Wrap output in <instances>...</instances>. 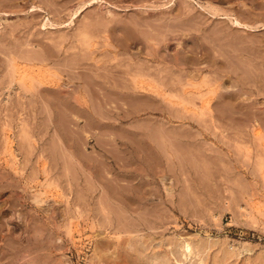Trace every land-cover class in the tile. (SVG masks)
I'll list each match as a JSON object with an SVG mask.
<instances>
[{
    "label": "rangeland",
    "instance_id": "374dc122",
    "mask_svg": "<svg viewBox=\"0 0 264 264\" xmlns=\"http://www.w3.org/2000/svg\"><path fill=\"white\" fill-rule=\"evenodd\" d=\"M93 1L0 0V264H264V0Z\"/></svg>",
    "mask_w": 264,
    "mask_h": 264
},
{
    "label": "bare ground",
    "instance_id": "6f19581e",
    "mask_svg": "<svg viewBox=\"0 0 264 264\" xmlns=\"http://www.w3.org/2000/svg\"><path fill=\"white\" fill-rule=\"evenodd\" d=\"M33 1H34V0H33ZM78 1H79V0H78ZM80 1H81V0H80ZM82 1H83V0H82ZM84 1L86 2L87 0H84ZM91 1H92V0H91ZM119 1H120V0H119ZM122 1H123V0H122ZM140 1H141V0H140ZM167 1H169V0H167ZM191 1H192V0H191ZM193 1H194V0H193ZM204 1H206V0H204ZM207 1H209V0H207ZM207 1H206V2H207ZM216 1H218V0H216ZM93 2H95V0H94ZM123 2H125V1H123ZM33 3H34V2H33ZM81 3H82V5L84 4V2H81ZM89 3H90V2H89ZM133 4H135V3H133ZM164 4H165V3H164ZM32 5H33V4H32ZM32 5H31V6H32ZM35 5H36V4H34V6H35ZM76 5H77V4H76ZM78 5H79V2H78ZM89 5H90V4H89ZM162 5H163V4H162ZM36 6L39 7V5H36ZM83 6H84V5H83ZM83 6L80 5L79 8L77 7V8H78L77 11H78V10L81 11V10L83 9ZM218 6H219V5H218ZM218 6H217V7H218ZM38 7H37V8H38ZM68 7H69V5H68ZM80 7H81V8H80ZM214 7H215V6H214ZM33 8H34V7H33ZM40 8H41V7H40ZM42 8H43V7H42ZM69 8H71V6H70ZM72 8H73V7H72ZM84 8H85V7H84ZM86 8H87V7H86ZM221 8H222V7H221ZM221 8H220V9H221ZM44 9H45V8H44ZM64 9H65V10H64ZM75 9H76V7H75ZM215 9H216V7H215ZM218 9H219V8H218ZM220 9H219V10H220ZM224 9H225V8H224ZM33 10H34V9H33ZM35 10H37V9L35 8ZM62 10H64V12H65L66 10H69V9H68V8H63ZM226 10H228V9L226 8ZM226 10H222V9H221V11H223V12L226 11ZM39 11H40V10H39ZM41 11H43V10L41 9ZM41 11H40V12H41ZM45 11H46V10H45ZM45 11H44V12H45ZM70 11H73V10H70ZM70 11H69V12H70ZM83 11H84V10H83ZM83 11H82V12H83ZM67 12H68V11H67ZM69 12H68V13H69ZM225 13H226V15H227V12H225ZM225 13H224V14H225ZM64 14H65V13H64ZM72 14H73V13H72ZM75 14H77V12H76ZM62 15H63V14H62ZM71 16H75V15L73 14V15H71ZM227 16H228V15H227ZM236 20H237V19H236ZM231 21H232V20H231ZM233 22L235 23L236 21H233ZM240 23H241V22H240ZM240 23L237 22V24H239L238 26H240ZM237 24H235V25H237ZM241 24H242V23H241ZM125 29L127 30L128 28L126 27ZM128 31H129V30H128ZM129 32H130V31H129ZM164 36H166V38H167L168 35H164ZM166 38H163V40H164V39L166 40ZM124 39H125V38H124ZM169 39H170V38L168 37L167 40H169ZM161 40H162V39H161ZM167 40H166V41H167ZM166 41H165L164 44H162L164 41H163V42H160L161 44H159V45L163 46V47L160 46L161 48L158 49V50H160V49H163V50H164V51L162 52L163 55H164V53H165L166 51H170L169 48H171V46H172V45L170 44L171 41H169V42H166ZM172 41H173V40H172ZM126 42H127V41H126ZM158 42H159V41H158ZM173 42H174V41H173ZM127 44H128V43H127ZM130 44H131V42H130ZM128 45H129V44H128ZM159 45L157 44V46H159ZM155 46H156V45H155ZM155 46H154V48H155ZM128 47L130 48L131 45H130V46H127V48H128ZM134 47H135V46H134ZM136 48H137V47H136ZM157 48H158V47H157ZM130 49H132L133 51L136 50V49H133L132 47H131ZM132 50H131V51H132ZM137 50H138V48H137ZM156 50H157V49H156ZM139 51H140V50H139ZM139 51H138V52H139ZM135 52H136V51H135ZM138 52H137V53H138ZM171 52H172V51H170V55H171ZM166 53H167V52H166ZM166 53H165V55H166ZM158 54H159V53H158ZM160 54H161V51H160ZM160 54H159V55H160ZM163 55H162V56H163ZM165 55H164V56H165ZM167 55H169V54L167 53ZM167 55H166V57H167ZM170 55H169V56H170ZM164 56H163V57H164ZM194 68H198V69H199V67H194ZM198 69H197V71H199ZM195 72H196V70H195ZM192 77H193V76H192ZM195 77H196V76H194L193 78H195ZM226 85H227V84H226ZM228 85H229V84H228ZM230 85H231V84H230ZM231 86H232V85H231ZM228 87H229V86H228ZM48 88H49V87H48ZM223 88H225V87L223 86ZM219 93H220V92H219ZM220 95H221V93H220ZM218 96H219V95H218ZM75 98H77V97H75ZM77 100H78V99H77ZM208 106H209V105H208ZM183 246H184L185 250H188L189 252L191 251V246H190L188 243H185ZM183 255H184V254H183ZM174 256H175V255H174ZM184 256H185V258L187 257L186 255H184ZM176 257H177V256H176ZM176 257H175V258H176ZM176 259H177V258H176ZM178 260H179V259H178ZM176 261H177V260H176ZM179 261H180V260H179ZM198 262H199V261H198ZM200 262H201V261H200ZM179 263H180V262H179ZM123 264H125V263L123 262ZM182 264H183V263H182Z\"/></svg>",
    "mask_w": 264,
    "mask_h": 264
}]
</instances>
